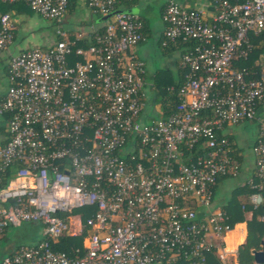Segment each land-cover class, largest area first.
Listing matches in <instances>:
<instances>
[{
    "label": "built area",
    "instance_id": "built-area-1",
    "mask_svg": "<svg viewBox=\"0 0 264 264\" xmlns=\"http://www.w3.org/2000/svg\"><path fill=\"white\" fill-rule=\"evenodd\" d=\"M0 1L25 3L55 22L58 36L50 47L8 53L13 21L0 15V53H8L0 239L24 222L40 224L43 234L0 264H208L213 254L239 264V248L226 238L241 221L231 226L213 199L224 178L242 171L222 131L255 120V166L241 210L249 205L251 218L264 209V65L233 64L264 30V0H207L206 9L166 3L160 44L185 46V73L165 88L177 97L174 109L150 120L145 89L156 87L133 51L144 22L118 12L122 0H88L93 12L111 14L90 38L62 28L68 0ZM63 236H82L81 248L55 249Z\"/></svg>",
    "mask_w": 264,
    "mask_h": 264
},
{
    "label": "crops",
    "instance_id": "crops-1",
    "mask_svg": "<svg viewBox=\"0 0 264 264\" xmlns=\"http://www.w3.org/2000/svg\"><path fill=\"white\" fill-rule=\"evenodd\" d=\"M157 1L158 0H133L132 2V0H126L125 3L123 4L120 3L121 5L118 7L119 9L130 10L131 12H134L138 14L139 16H141L142 20L149 22L148 20L149 18L140 13V8L145 7V6L149 8L151 3L153 2L157 3ZM168 1L169 0H164L163 2L158 3V9H159L161 21H162L163 10ZM175 1H177L179 4H181L182 6L186 8H205V9L207 8V0H175ZM5 12H8L12 17L13 34H14L13 42L10 45V49L8 53H17L21 50L29 49L34 46L50 47L58 39V36L55 33V22L45 19L41 17L40 15L34 13L25 3L7 4L3 1H0V13H5ZM104 17L105 16L98 14L97 12H93L91 10V8L88 5V0H68V9H67V12L62 17L61 26L67 33H69V35L73 36L77 33H82L86 38H90L91 36H93L95 32H100L101 29L105 26L108 18L104 19ZM149 32H150V28H149L148 33ZM263 33H264V30L257 35H260ZM147 35L144 36L142 41H140L137 45H135V47L133 48V51L145 63L146 80L147 82H149L148 81L149 79L147 78L148 77L147 63L143 59V57H141L139 54L140 51H142V48H143L142 43L145 42V38ZM257 35H251V36L255 37ZM161 36L162 35L159 36L160 40H161ZM253 46H254V49L259 50V54L254 59V63L252 64V66H250V67H254L253 70H255V69H260L261 66L264 65V34L257 41L256 44H253ZM162 48H164L165 51L170 52V53L179 51L180 52L179 58L182 57V54L186 51L185 46L183 45L179 47L174 46V48L173 47L169 48L168 46H164ZM8 53H0V95H3L4 92L6 91ZM172 62H174L176 66V70L178 72L177 73L178 79L176 81H172L171 83L166 85V87L169 85L176 86L182 80L184 73H185V69L182 67V64H181V59L179 60L177 58L175 61H172ZM149 83H154L156 87L155 91H157V93H159L163 98L162 91H160L156 86V80L153 79V81ZM153 97L154 96H152V98ZM159 107H160V102H159ZM258 113L260 115H264V104L258 108ZM160 115L161 116L164 115L161 107H160L159 116ZM147 118H149L148 115L144 117L145 120H147ZM235 127L237 129H235ZM258 127L259 126L255 120H248V121H243V122H239L236 124L228 125L222 131L223 134H226L230 137L231 145L233 146L232 148L234 149V151H236L237 155L240 156V158L239 159L237 158V159L242 164L241 174H243L244 176L243 178H240V175H241L240 174L238 178L228 177V178H224L220 182L221 184L226 179L240 180V181H237L236 184L232 186L233 189L231 193L229 194V199L231 198L233 190L239 185L242 186L245 183V181L248 179V177H250L251 174L254 172L255 165H254V156L252 154V146L257 140V137L259 134ZM4 128H5V117L0 116V143L4 142L2 139L3 137H5ZM239 142H241V144ZM227 204H224V205H227ZM224 205H221V206H224ZM245 214L247 217L239 223V226L237 227V229L232 230L227 235V238H226L227 244H228V247L231 249L239 248L240 245L244 243V240L248 234L247 224H248V220L250 219L249 218L250 213H245ZM73 225L76 228H79V223L77 222V219L75 223L73 222ZM244 225L246 226L247 231L245 230ZM19 245H22V244H19ZM19 245L7 244L6 246H4V248H2L0 245V257L7 254L8 252H10L12 249H14L15 247Z\"/></svg>",
    "mask_w": 264,
    "mask_h": 264
},
{
    "label": "rangeland",
    "instance_id": "rangeland-1",
    "mask_svg": "<svg viewBox=\"0 0 264 264\" xmlns=\"http://www.w3.org/2000/svg\"><path fill=\"white\" fill-rule=\"evenodd\" d=\"M163 1L164 0H158L157 3L153 2L150 4L149 8L146 6L140 8V13L149 18L150 32L146 36L145 42L142 43L143 48L139 54L147 63L148 81H153V79H155L157 76L164 87L172 81H176L178 79V72L174 62L172 61H175L177 58L180 60L181 57L179 58V51L171 53L165 51L159 42V36L162 35L163 24L159 14L158 3ZM145 93L146 105L144 108V114L148 115V120H150V118L155 119L160 114L159 102H161L162 96L157 93V91H152L148 88L145 89ZM152 96L154 97L152 98ZM235 129L237 128L235 127ZM239 143L241 144V142ZM243 177V174H241L240 178ZM237 181L240 180L226 179L223 181V183L219 184L214 193L213 207L219 208L222 207L221 205L227 204L229 202V194L233 189L232 186L236 184ZM75 222L76 219L74 223ZM6 232L7 233L5 236L0 239V245L2 248H4V246L7 244L29 245L38 241L43 235L42 226L32 222H24L19 226H12L8 228ZM213 256L217 258L220 264L233 263V258L231 256L225 259L219 258L218 254H213Z\"/></svg>",
    "mask_w": 264,
    "mask_h": 264
},
{
    "label": "trees",
    "instance_id": "trees-1",
    "mask_svg": "<svg viewBox=\"0 0 264 264\" xmlns=\"http://www.w3.org/2000/svg\"><path fill=\"white\" fill-rule=\"evenodd\" d=\"M126 0H122L120 3H125ZM133 2V0H132ZM121 4H118L120 6ZM2 13H0L1 15ZM144 21V29H143V36L148 34L149 31V22ZM103 28L101 29V31ZM264 34V33H263ZM263 34L257 35L255 37L251 36V42L252 44H256L257 41L263 36ZM183 44H179V46H182ZM169 48L173 47L172 45L168 46ZM259 54V50L253 49L249 56L247 58H240L238 57L236 60H234V67L235 68H247L249 71H252L254 67L252 64L254 63V59ZM260 65V64H259ZM156 80V86L157 88L162 91L163 98L160 102V107L162 109V112L164 115H167L170 113L177 103V97L174 94H170L165 91V87H163V84H161V81L158 79V77L155 78ZM178 86V85H176ZM164 88V89H163ZM163 89V90H162ZM228 138V141L231 145V139L228 135H226ZM232 146V145H231ZM233 147V146H232ZM234 156L236 158H240L239 155H237L236 151H234ZM249 193L248 188L246 185H239L237 186L231 195V198L227 205H224L223 208L227 210V212L230 214V225L233 226L234 223L243 221L246 216V211L250 210V206H246V211L241 210V204L247 202V195ZM261 213H264L263 208H259V210L253 212L252 217L248 220V234L244 240V243L240 245L238 250V263L239 264H255L254 257L252 254V250H263L264 251V222H261L258 220V216L261 215ZM85 217V216H84ZM82 236H63L58 242L54 244L55 249H59L62 251L67 252L68 254L72 255V247H80L82 245ZM74 245V246H72ZM208 264H220V262L217 260V258L213 255H209V263Z\"/></svg>",
    "mask_w": 264,
    "mask_h": 264
},
{
    "label": "water",
    "instance_id": "water-1",
    "mask_svg": "<svg viewBox=\"0 0 264 264\" xmlns=\"http://www.w3.org/2000/svg\"><path fill=\"white\" fill-rule=\"evenodd\" d=\"M119 11H128V12H131L130 10H126V9H122V10H118ZM111 14H109L108 16H105V18H108ZM252 254H253V257H254V260H255V263L256 264H261V263H264V251L263 250H256V249H253L252 250Z\"/></svg>",
    "mask_w": 264,
    "mask_h": 264
}]
</instances>
